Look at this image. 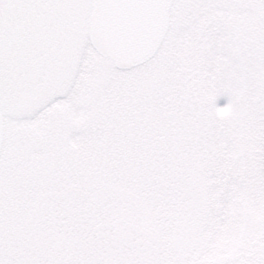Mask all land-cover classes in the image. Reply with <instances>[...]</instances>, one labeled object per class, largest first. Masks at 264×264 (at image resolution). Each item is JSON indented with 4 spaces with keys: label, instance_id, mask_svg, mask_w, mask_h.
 Returning <instances> with one entry per match:
<instances>
[{
    "label": "snow or ice",
    "instance_id": "snow-or-ice-1",
    "mask_svg": "<svg viewBox=\"0 0 264 264\" xmlns=\"http://www.w3.org/2000/svg\"><path fill=\"white\" fill-rule=\"evenodd\" d=\"M0 264H264V0H0Z\"/></svg>",
    "mask_w": 264,
    "mask_h": 264
},
{
    "label": "flooded vegetation",
    "instance_id": "flooded-vegetation-1",
    "mask_svg": "<svg viewBox=\"0 0 264 264\" xmlns=\"http://www.w3.org/2000/svg\"><path fill=\"white\" fill-rule=\"evenodd\" d=\"M221 103H223V101H221Z\"/></svg>",
    "mask_w": 264,
    "mask_h": 264
}]
</instances>
